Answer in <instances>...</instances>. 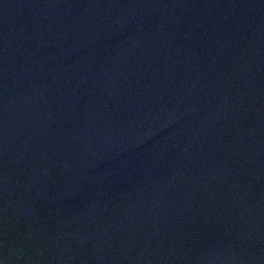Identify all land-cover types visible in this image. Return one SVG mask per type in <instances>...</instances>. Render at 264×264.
Segmentation results:
<instances>
[{
  "label": "water",
  "instance_id": "water-1",
  "mask_svg": "<svg viewBox=\"0 0 264 264\" xmlns=\"http://www.w3.org/2000/svg\"><path fill=\"white\" fill-rule=\"evenodd\" d=\"M0 264H264V0H0Z\"/></svg>",
  "mask_w": 264,
  "mask_h": 264
}]
</instances>
